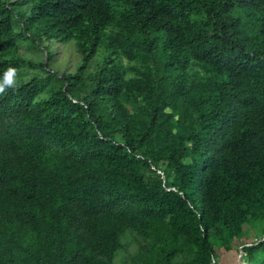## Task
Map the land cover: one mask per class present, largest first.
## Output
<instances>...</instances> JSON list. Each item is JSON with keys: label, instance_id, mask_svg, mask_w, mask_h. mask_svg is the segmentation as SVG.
<instances>
[{"label": "trees", "instance_id": "obj_1", "mask_svg": "<svg viewBox=\"0 0 264 264\" xmlns=\"http://www.w3.org/2000/svg\"><path fill=\"white\" fill-rule=\"evenodd\" d=\"M235 241L264 264V0H0V264H219Z\"/></svg>", "mask_w": 264, "mask_h": 264}, {"label": "rangeland", "instance_id": "obj_2", "mask_svg": "<svg viewBox=\"0 0 264 264\" xmlns=\"http://www.w3.org/2000/svg\"><path fill=\"white\" fill-rule=\"evenodd\" d=\"M55 52L56 62L52 66V70L54 72L60 73L66 71L73 73L81 63L80 56L77 55L75 51H73V48H61L57 46ZM22 54L24 55L25 60L29 62V64H35V66L37 67L35 73L37 75L40 74V62L45 61L46 53L43 50L38 51V48L31 46L28 42H24ZM27 72L28 79H30L33 74V69H28ZM244 234L245 242L248 243L253 242L257 238V236L255 235L257 233H255V231L253 232V230H250L247 227L244 228ZM138 241L139 238L131 232H128L121 236V244L123 246L125 255L129 256L135 253ZM215 250L219 264H249L246 261L241 247L239 246V242L237 241H235L231 245V249L229 251H226L219 246H216ZM119 263L120 261H117L116 264Z\"/></svg>", "mask_w": 264, "mask_h": 264}, {"label": "clouds", "instance_id": "obj_3", "mask_svg": "<svg viewBox=\"0 0 264 264\" xmlns=\"http://www.w3.org/2000/svg\"><path fill=\"white\" fill-rule=\"evenodd\" d=\"M11 71H14V70H10V72ZM4 83H6V84H10L12 81H11V76L10 75H6L5 77H4V81H3Z\"/></svg>", "mask_w": 264, "mask_h": 264}]
</instances>
